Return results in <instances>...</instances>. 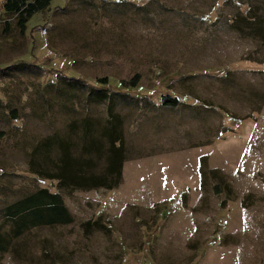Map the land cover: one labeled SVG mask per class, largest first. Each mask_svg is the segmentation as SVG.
I'll return each instance as SVG.
<instances>
[{
    "label": "rangeland",
    "instance_id": "374dc122",
    "mask_svg": "<svg viewBox=\"0 0 264 264\" xmlns=\"http://www.w3.org/2000/svg\"><path fill=\"white\" fill-rule=\"evenodd\" d=\"M2 2L0 264H264V0H51L22 32ZM110 131L120 183L64 186ZM40 189L71 220L13 235Z\"/></svg>",
    "mask_w": 264,
    "mask_h": 264
},
{
    "label": "trees",
    "instance_id": "16d2710c",
    "mask_svg": "<svg viewBox=\"0 0 264 264\" xmlns=\"http://www.w3.org/2000/svg\"><path fill=\"white\" fill-rule=\"evenodd\" d=\"M50 2L51 0H3L1 10L5 13L17 16L16 24L19 31L22 32L26 21L35 13L46 9ZM250 22H252V20L245 16L233 19L230 24L238 33H242V30L237 27V24H247ZM251 34L259 36L257 32ZM138 80L139 76L134 74L128 81L122 83V87L134 88ZM96 82L102 86L107 85L104 78L97 79ZM160 103L162 106L173 108L178 105L179 101L175 97L164 96L161 98ZM105 137L107 142L105 150L106 165L102 173L94 174L89 172L79 174L78 171L71 169L72 166L68 164L64 155H62L60 159L61 168L56 178H58L64 186L76 189L86 190L102 188L111 190L115 188L120 183L121 162L124 158L122 138L116 131L108 132ZM5 212L9 217L14 218L13 235H18L30 226L66 223L71 220L59 195L56 193H49L45 189H40L20 201L11 203L6 206ZM5 247L6 241L0 233V251L4 250Z\"/></svg>",
    "mask_w": 264,
    "mask_h": 264
}]
</instances>
